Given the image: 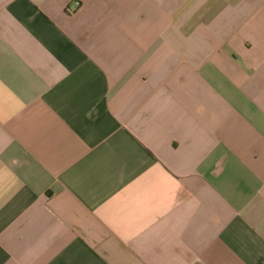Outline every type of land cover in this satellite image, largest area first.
Wrapping results in <instances>:
<instances>
[{
	"label": "crops",
	"instance_id": "1",
	"mask_svg": "<svg viewBox=\"0 0 264 264\" xmlns=\"http://www.w3.org/2000/svg\"><path fill=\"white\" fill-rule=\"evenodd\" d=\"M0 264H264V0H0Z\"/></svg>",
	"mask_w": 264,
	"mask_h": 264
}]
</instances>
